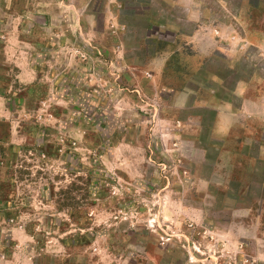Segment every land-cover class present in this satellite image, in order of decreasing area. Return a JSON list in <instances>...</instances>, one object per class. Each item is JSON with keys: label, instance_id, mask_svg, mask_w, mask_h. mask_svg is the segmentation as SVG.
Here are the masks:
<instances>
[{"label": "rangeland", "instance_id": "1", "mask_svg": "<svg viewBox=\"0 0 264 264\" xmlns=\"http://www.w3.org/2000/svg\"><path fill=\"white\" fill-rule=\"evenodd\" d=\"M258 32L264 0H0V264H264V160L213 132Z\"/></svg>", "mask_w": 264, "mask_h": 264}, {"label": "crops", "instance_id": "2", "mask_svg": "<svg viewBox=\"0 0 264 264\" xmlns=\"http://www.w3.org/2000/svg\"><path fill=\"white\" fill-rule=\"evenodd\" d=\"M241 42L242 46L250 44L258 47L261 54H264V34L262 32L249 33L242 37ZM236 92L238 105L235 108L232 107L233 104L222 105V109L217 112L213 120V132L223 134V136L238 132L240 139L253 136L257 142L256 162L259 159L264 160V79L253 77L249 81L242 80ZM260 185L264 187V174ZM262 199L264 200V197ZM25 264L35 263L28 260Z\"/></svg>", "mask_w": 264, "mask_h": 264}]
</instances>
